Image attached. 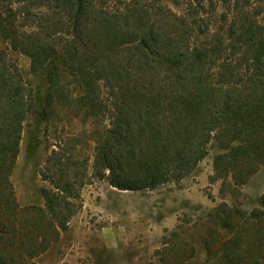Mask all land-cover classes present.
Returning a JSON list of instances; mask_svg holds the SVG:
<instances>
[{
    "label": "trees",
    "instance_id": "trees-1",
    "mask_svg": "<svg viewBox=\"0 0 264 264\" xmlns=\"http://www.w3.org/2000/svg\"><path fill=\"white\" fill-rule=\"evenodd\" d=\"M227 35L191 42L138 0H0V239L33 257L66 228L78 207L71 199L80 197L57 146L41 173L50 183L41 190L44 205H17L10 175L29 88L8 49L26 55L32 71L48 67L42 117L69 78L80 89L77 104L105 117L93 167L110 186L134 191L179 180L211 147L219 150L215 172L241 185L264 161V24L244 14ZM225 210L222 203L208 218ZM177 235V227L169 232ZM239 236L220 240L216 250L202 238L208 260L234 264ZM6 248L0 264H12ZM193 251L163 236L149 264H186Z\"/></svg>",
    "mask_w": 264,
    "mask_h": 264
},
{
    "label": "rangeland",
    "instance_id": "rangeland-1",
    "mask_svg": "<svg viewBox=\"0 0 264 264\" xmlns=\"http://www.w3.org/2000/svg\"><path fill=\"white\" fill-rule=\"evenodd\" d=\"M138 1L160 19L164 28L184 31L191 42L196 38H225L233 21L244 14L264 24V0ZM7 53L29 88L19 153L10 175L17 205H44L41 190L50 183L41 173L47 156L57 146L69 158V168L64 172L75 178L80 195L71 199L78 207L66 228L59 229L57 237L33 257H24L22 249L0 239V246L7 245L12 264H149L156 261L163 236L176 239L185 249L193 248L186 264H213L202 238L216 250L220 240L234 235H240L242 244L234 255L241 258L234 264H264V161L243 184L233 185L232 179H224L223 172H215L213 158L219 150L211 147L179 180L152 189H116L98 178L93 167L95 141L105 117H94L77 104L80 89L71 78L61 83L63 94L54 98L42 117L48 67L32 71L26 55L11 49ZM222 203L229 211H221L214 220L208 218L209 212ZM176 227L178 237L169 236Z\"/></svg>",
    "mask_w": 264,
    "mask_h": 264
}]
</instances>
